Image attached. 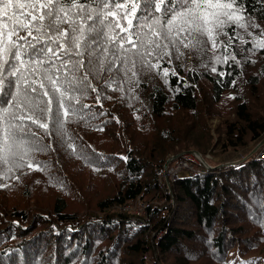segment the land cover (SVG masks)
<instances>
[{
  "label": "trees",
  "instance_id": "obj_1",
  "mask_svg": "<svg viewBox=\"0 0 264 264\" xmlns=\"http://www.w3.org/2000/svg\"><path fill=\"white\" fill-rule=\"evenodd\" d=\"M138 2L141 9L152 4ZM242 6L258 27L233 24L216 47L178 44L179 52L169 46V55H160L162 49L147 55V47L127 42L121 49L119 37L129 30L121 31L128 20L118 10L109 19L119 26L104 28L91 45L101 71H88L85 52L84 67L69 64L55 74L60 80L87 74L97 89L65 101L76 112L64 117L63 135L51 122L45 130L27 119L12 122L23 129L0 120V144L8 129L25 147L36 142L44 149L30 151L25 166L11 172L0 163V264H264V158L200 165L170 180L166 193L155 172L187 152L242 151L264 135V49L256 46L264 40V0ZM21 71L18 100L26 89L37 95L29 84L39 93L53 87L41 79L39 64ZM48 99L41 95L32 109L41 120ZM19 111L23 106L9 108ZM223 115L233 116L215 128L214 141L210 121ZM136 199L149 203L144 216L118 209Z\"/></svg>",
  "mask_w": 264,
  "mask_h": 264
},
{
  "label": "snow or ice",
  "instance_id": "obj_2",
  "mask_svg": "<svg viewBox=\"0 0 264 264\" xmlns=\"http://www.w3.org/2000/svg\"><path fill=\"white\" fill-rule=\"evenodd\" d=\"M138 9H141L138 0H0V120L7 118L9 128L23 129L24 124L15 125L12 122L27 119L45 130L51 122L55 124L57 133L63 135L64 117L76 112L65 101L71 98L78 102V97L84 95L88 88L94 92L97 89L92 86L87 74L64 80L55 74L69 64L77 70L84 67L85 52L89 57L88 71H101L102 62H96L99 57L93 60L95 49H91V45L96 36L104 34V28L111 30L119 26L118 22L109 19L116 16L118 10H123L119 13L120 20H128L121 31L129 30L127 36L119 37V47L123 49L124 42L134 48L147 47V55H152L157 49H162L160 55H169V46L179 52L178 44L199 51L210 41L216 47L218 37L221 34L228 36L229 33L224 29L233 24L245 31L249 27H258L243 16L242 0H152L151 6L145 4L141 9L140 15H136ZM154 12L162 14L154 16ZM261 35L264 36V33ZM256 46L264 49V40H258ZM138 54L142 59L145 56L144 52ZM144 62L150 65L147 60ZM25 64H39L43 71L41 79L50 81L53 87L45 88L41 84L45 90L39 93L29 84L28 88L37 95H31L26 89L24 100L20 101L17 97L24 79L21 69ZM132 74L136 75L134 71ZM164 75H167L166 69ZM58 80L60 84L57 86ZM41 95L49 97L46 101L48 107L39 109L45 113L47 120H41L32 111L43 102L39 100ZM53 103L55 110L51 107ZM21 106L24 111L9 113L10 107ZM25 144L24 139L17 138L5 129V140L0 144V152L3 153L0 155V163L9 165L8 172L13 167H24L21 161L30 151L44 150L36 142H32L31 147H25ZM14 145L23 148V154L14 152ZM26 166L33 167L31 161Z\"/></svg>",
  "mask_w": 264,
  "mask_h": 264
},
{
  "label": "built area",
  "instance_id": "obj_3",
  "mask_svg": "<svg viewBox=\"0 0 264 264\" xmlns=\"http://www.w3.org/2000/svg\"><path fill=\"white\" fill-rule=\"evenodd\" d=\"M264 158V145H258L254 151L251 152L250 157ZM210 158L209 155H207ZM171 160V159H170ZM168 161L165 165L155 167V172L158 177V182L163 188V191L170 192L169 181L182 176H189L199 171L200 165L207 168V163L196 152H187L183 154V157L176 162ZM149 203L136 199L132 203L126 204L118 209L123 212H134L136 215L146 211ZM137 221L135 218L133 219Z\"/></svg>",
  "mask_w": 264,
  "mask_h": 264
},
{
  "label": "rangeland",
  "instance_id": "obj_4",
  "mask_svg": "<svg viewBox=\"0 0 264 264\" xmlns=\"http://www.w3.org/2000/svg\"><path fill=\"white\" fill-rule=\"evenodd\" d=\"M230 117L233 116V115H229ZM229 116H219V117H215V118H212L211 121H210V125H211V134H212V137H213V140L215 141L218 137L217 133L214 131L215 128L218 126V125H222V123L225 121L224 119L225 118H228ZM229 117V118H230ZM223 128V127H222ZM221 128V129H222ZM264 140V135H262V138L261 140H256V142L252 143L249 148L245 149V150H242V151H236V152H225V153H220L219 151L217 152H211V153H207L206 155L202 156L200 153H198L199 155H201V157L204 159L205 163H207V167L208 166H211L213 167L212 165L213 164H217L219 163L217 166H223V165H228V164H231V163H235V162H238V161H241L243 159H248V158H251L250 155H251V152L254 151V149L260 144V145H264V142L262 141ZM263 142V143H262ZM190 152H193V151H190ZM207 155L210 156V158L207 157ZM254 157V156H252ZM167 163V162H166ZM165 163V164H166ZM164 164V165H165ZM212 164V165H211ZM205 168V167H204ZM160 186V184H159ZM160 188L163 190V188L160 186ZM165 192V191H163ZM166 193V192H165ZM146 213L143 212V213H139L137 214V216L139 217H142L144 216ZM161 255H157V259L160 258Z\"/></svg>",
  "mask_w": 264,
  "mask_h": 264
},
{
  "label": "water",
  "instance_id": "obj_5",
  "mask_svg": "<svg viewBox=\"0 0 264 264\" xmlns=\"http://www.w3.org/2000/svg\"><path fill=\"white\" fill-rule=\"evenodd\" d=\"M262 141L264 142V140H262ZM263 142H262V143H263ZM176 157H178V155H177ZM176 157H173V159L176 158ZM167 163H168V161H167Z\"/></svg>",
  "mask_w": 264,
  "mask_h": 264
}]
</instances>
